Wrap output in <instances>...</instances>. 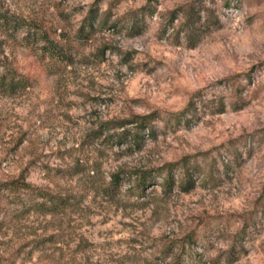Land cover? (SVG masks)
<instances>
[{"label": "rangeland", "instance_id": "374dc122", "mask_svg": "<svg viewBox=\"0 0 264 264\" xmlns=\"http://www.w3.org/2000/svg\"><path fill=\"white\" fill-rule=\"evenodd\" d=\"M0 11L22 21L0 24V59L25 82L0 87V264H264V0ZM141 117V146L112 137Z\"/></svg>", "mask_w": 264, "mask_h": 264}, {"label": "trees", "instance_id": "16d2710c", "mask_svg": "<svg viewBox=\"0 0 264 264\" xmlns=\"http://www.w3.org/2000/svg\"><path fill=\"white\" fill-rule=\"evenodd\" d=\"M92 18H95L96 15H94V12H92ZM90 19L86 20V23L89 22ZM21 19H19L16 16L10 15L9 13H3L0 11V24L5 28L6 32L12 30L15 32L18 30V28H23V25L21 24ZM24 22V21H23ZM31 26V25H29ZM94 26V23H89L90 29H92ZM30 29V27H29ZM84 28L81 30V33H84ZM31 31V30H29ZM80 33V35H81ZM31 36V32L29 34ZM43 50H45L50 58L52 59H61L66 60L68 58V55H66L64 46L56 41V40H50L49 38H46V44L43 47ZM66 58V59H65ZM0 87L3 88V91L6 93H10L13 91H17L19 88H24L25 82L24 77L18 76L17 72L13 71L7 63H5L3 60L0 59ZM131 124H135L136 127H133V129H126ZM118 129H125L123 132L113 135L112 137H117L119 143H125L129 139H132L135 143V145L141 146V143L144 142L145 133L146 131L150 129L149 133L151 136H154V128L151 126V121L149 117H141L133 121H127L122 122L117 127ZM149 173H145L143 182L145 183L148 180ZM121 175H115L113 177V186L119 188L120 184L122 182ZM167 187L169 189H172L175 186V181L172 177H169L167 179ZM118 184V185H117ZM19 187H28L26 183L23 182V185H18V182H13L9 186H7V189L9 191L15 192L17 188ZM183 191L189 192L191 189L194 188V183H186L185 186L181 187Z\"/></svg>", "mask_w": 264, "mask_h": 264}]
</instances>
